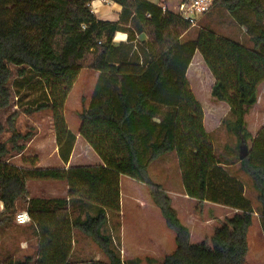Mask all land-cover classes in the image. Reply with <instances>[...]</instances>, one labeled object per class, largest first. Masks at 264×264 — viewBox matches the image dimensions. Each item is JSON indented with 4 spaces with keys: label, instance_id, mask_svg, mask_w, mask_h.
Wrapping results in <instances>:
<instances>
[{
    "label": "trees",
    "instance_id": "1",
    "mask_svg": "<svg viewBox=\"0 0 264 264\" xmlns=\"http://www.w3.org/2000/svg\"><path fill=\"white\" fill-rule=\"evenodd\" d=\"M94 1L0 0V112L12 105L13 69L17 92L36 79L43 83L48 101L24 112L52 111L59 156L66 165L76 138L66 127L64 104L82 70L98 73L79 135L102 163L67 170L15 167L6 159L24 151L17 142L28 135L15 128L17 111L6 126L0 121V138L11 134L0 141V229L13 224L22 208L37 240L34 256L0 264H75L76 231L99 248L108 264H125L111 233L105 232L111 219L120 218V177L147 187L175 234V251L161 264H245L254 210L244 185L225 168L234 163L216 155L186 74L198 53L214 80L212 99L229 109L223 125L237 139L240 169L257 192L264 235V127L254 137L246 123L264 85V0H214L213 8L225 10L245 30L251 48L208 30L184 43L190 25L146 0H108L122 10L118 21H102L92 11ZM117 33L126 34L127 42L116 45ZM172 153L189 199L235 212L210 241L190 242L170 197L149 177L150 166ZM29 182L65 183L67 198L32 197Z\"/></svg>",
    "mask_w": 264,
    "mask_h": 264
},
{
    "label": "rangeland",
    "instance_id": "2",
    "mask_svg": "<svg viewBox=\"0 0 264 264\" xmlns=\"http://www.w3.org/2000/svg\"><path fill=\"white\" fill-rule=\"evenodd\" d=\"M157 1L152 0V2ZM167 1H169L168 8L174 12L181 0ZM202 30L211 31L221 38L251 48L245 30L225 10L219 7H214L209 14L199 21L197 27L191 28L183 36L182 42L195 41ZM16 71V69H13L12 105L0 112V121L6 126L8 117L17 111L15 128L22 136L28 135V139L17 142L18 145H23L26 148L23 156L19 158L16 153H12L6 160L15 167L22 164L24 167L29 168V166L41 164V167L45 169L58 168L60 165L57 159L59 152L57 153L58 144L52 111L45 110L30 116L24 112L29 107L47 102L49 92L46 86L37 79L28 82L17 92L15 89ZM98 78L99 74L91 70L84 69L81 71L64 104L63 116L69 131L70 129L73 131L78 130L81 123V114L89 108ZM186 79L194 97L203 109L205 115L204 127L211 137L216 155L223 156L234 163L227 168V171L244 185L245 196L254 210L253 224L248 232L249 251L245 264H264V235L260 226V206L257 200V192L251 179L240 169L235 152L237 139L228 133L223 125L224 119L228 117L229 109L227 105L218 104L212 99L211 88L214 80L198 53H196L191 63ZM246 123L249 132L254 137L264 127V85L259 90L256 106L251 109L246 117ZM10 136V133H5L0 141H6ZM88 160H90V157H88ZM149 177L155 184L160 185L170 197L172 206L176 210L181 223L189 230L192 244L210 241L215 229L222 226L235 213L228 208L210 203H199L186 198L176 153L165 155L155 161L149 168ZM57 185L63 186L61 183H57ZM121 187L124 204L122 203L123 216L119 220L121 228L119 234L121 232V238L125 234V242L126 236L134 242L126 244L128 246L125 245L124 251L122 244L120 245L118 234L116 237L117 244H114L115 249L119 252L125 264H161L167 255L175 251V234L166 227L161 212L152 203L145 185L131 178L122 177ZM45 196L47 197V195ZM132 196L136 197L138 201H130L129 197ZM3 210L4 208H1L0 203V212ZM21 211L25 210L19 208L17 213ZM117 220L111 219V223L105 229L106 233H111L110 229L117 228ZM146 226L149 229L153 228L151 232H159L163 227V230L169 235L160 244L153 235L149 237L144 235L147 232ZM0 237V262L2 263L6 259L21 260L24 257L36 254L37 240L30 225L19 227L13 220V224L5 229H0ZM76 244L77 248L73 261L109 263L99 248L79 232Z\"/></svg>",
    "mask_w": 264,
    "mask_h": 264
},
{
    "label": "crops",
    "instance_id": "3",
    "mask_svg": "<svg viewBox=\"0 0 264 264\" xmlns=\"http://www.w3.org/2000/svg\"><path fill=\"white\" fill-rule=\"evenodd\" d=\"M146 1L151 2L152 4H155V5L163 8V9H166L170 12H173L170 8H168L169 7V1H167V0H158L157 2H152V0H146ZM107 2H108V0H107ZM92 10H93V13L96 15V17L99 20L116 22L119 19V15L121 13L122 8L119 5L115 4L114 2H112L111 4H107L105 2V0H96L92 3ZM127 39H128V37L126 34L117 33L116 37L114 39V43L116 45L123 44V43L127 42ZM190 67H191V65L189 66L188 70H190ZM219 103L220 102H218V104ZM80 127H81V123L79 125L78 130L73 131L72 129H70V132L76 138V142H75V145H74V148H73V151H72V154L70 156L68 164L65 165L62 162V160L60 159V156L57 155V159L59 160L60 165L58 168H55V169L64 168L67 170L71 167H76V166L98 167V166L102 165L100 159L92 151L90 146L80 137V135H79ZM25 149L21 154L18 155L19 158H20V156H23V154L26 152ZM58 152H59V148L57 146V153ZM88 157H90V160H88ZM17 167H19L21 169L23 168L25 170H37V169L46 170L45 168L41 167V164H36L35 166L32 165V166H29V168L24 167V165H22V164L19 166L17 165ZM228 167H230V166H228ZM228 167H225L226 170ZM121 180H122V177H120V199H121L120 218L123 216L122 203L124 204L122 187H121ZM61 184H63V186L57 185V182H53V183L52 182L51 183L50 182H29L28 186H29V191H30V194L32 197H42V196L47 195V197L50 199L67 198V194H68L67 186L65 183H61ZM129 198H130V201H132V202L138 201V199L134 196L129 197ZM186 198L188 199L187 196H186ZM137 208H138V206H137ZM120 218H118V220L116 222L118 224L117 228L110 229V232H111L112 237H113V242L115 245L117 244L116 237L119 234V229H121L120 223H119ZM145 229H147L146 230L147 232H146V234L144 233V235H146L148 237L153 235V237H155V239H157V242L160 244H162L165 240V237H167V235H169V233H167L165 230H163V227L160 229L161 231H159V232H157V231L151 232V230H153L152 227L149 229L146 226ZM119 238H120V241H119L120 245L122 244V248L124 249V251H125V245L126 244L134 242V240L129 239V237H127V236H126V242H125V234H123V238H121V232L119 234ZM150 238H152V237H150ZM77 240H78V232L76 231L73 233V258L75 255V250L77 248V244H76ZM126 246H128V245H126ZM82 262L83 261H76V262L73 261V263H75V264H82Z\"/></svg>",
    "mask_w": 264,
    "mask_h": 264
},
{
    "label": "built area",
    "instance_id": "4",
    "mask_svg": "<svg viewBox=\"0 0 264 264\" xmlns=\"http://www.w3.org/2000/svg\"><path fill=\"white\" fill-rule=\"evenodd\" d=\"M105 2L107 4L112 3L111 1L107 2V0H105ZM213 5L214 0H182L175 8L174 13L193 28L197 27L199 21L210 13L213 9ZM163 11L165 12L166 9H163ZM1 208H3L2 203ZM14 222L17 226L23 227L30 225L31 219L28 212L25 210L15 215Z\"/></svg>",
    "mask_w": 264,
    "mask_h": 264
}]
</instances>
